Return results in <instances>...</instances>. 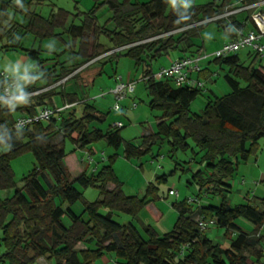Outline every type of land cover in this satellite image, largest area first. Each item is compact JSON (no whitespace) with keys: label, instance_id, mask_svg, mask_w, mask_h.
Listing matches in <instances>:
<instances>
[{"label":"trees","instance_id":"obj_1","mask_svg":"<svg viewBox=\"0 0 264 264\" xmlns=\"http://www.w3.org/2000/svg\"><path fill=\"white\" fill-rule=\"evenodd\" d=\"M241 1L245 5L259 0ZM233 3L209 0L182 6L176 0H93L87 12L72 15L57 7L44 16L17 8L11 0H0V48H19V37L30 34L38 45L25 48V52L39 73L36 78L30 74L23 90L17 89L28 95L0 101V187L13 188L11 196L0 200V262L32 264L46 257L54 258L56 264H95L108 253L115 264H248L249 254L256 264H264V196L256 204L235 205H229L226 196L230 191L227 180L238 157L245 160L251 147L264 136V65L259 64L260 58L253 50L247 52L250 61L246 64L238 52L214 57V62L227 67L223 78L230 91L207 101L199 114L190 113L189 105L201 88L174 86L171 79L156 80L150 67L152 61L170 51H179V57L205 54L204 46L195 45L193 38L211 22L228 38L245 27L249 16L239 18L237 12L246 10L225 14L234 9ZM102 6L110 16L99 24L95 12ZM11 12L20 13L24 23H12ZM80 14L79 22L74 23L70 16ZM15 28L22 31L21 35L15 34ZM45 39L55 40L47 50L41 47ZM193 46L195 49H191ZM43 51L50 56L41 57ZM118 56L142 66L149 107L160 111L154 130L143 134L137 144L124 141L119 130L123 124L99 127L96 123L103 122L108 113L87 102L84 93L76 90L88 87L102 65ZM94 69L85 83L84 74ZM67 81H74L76 87L65 90ZM4 83L0 77V89ZM67 103L72 105L54 111L46 120L23 127L13 125L19 116H33L43 107L56 109ZM79 104L83 106L77 114L75 106ZM57 134L61 138L53 142ZM101 139L115 150L122 145L126 159L139 157L153 144L164 141L169 145L170 158L195 147L201 152L199 162L204 168L193 171L187 182L196 184L200 193L218 196L219 203L192 207L186 198L172 202L176 220L171 230L158 235L138 218L143 208L158 198L157 186L148 183L142 197L125 195L123 182L112 167L116 153L109 155L101 168L90 173L83 169L71 179L63 162L65 141L82 148ZM28 151L34 155L35 166L17 187L9 161ZM156 177L165 179L166 174ZM74 183L97 188L98 197L84 201ZM79 199L83 200L82 208L76 213L71 205ZM100 208L106 212L101 214ZM120 212L131 220L121 224L113 219L114 213ZM195 215L199 219H194ZM237 217L251 223V231L240 227L235 222ZM199 221L205 223L203 229ZM206 224L221 228L228 245L223 247L204 234ZM80 242L85 247L75 249Z\"/></svg>","mask_w":264,"mask_h":264},{"label":"rangeland","instance_id":"obj_2","mask_svg":"<svg viewBox=\"0 0 264 264\" xmlns=\"http://www.w3.org/2000/svg\"><path fill=\"white\" fill-rule=\"evenodd\" d=\"M17 8L34 10L46 16L50 10L57 7H62L76 14L79 11L87 12L93 5V0H11ZM24 1L22 6L18 4ZM209 0H176L178 5L188 6L191 4H201ZM241 0H234L233 10H237L242 6ZM252 10L237 12V17L243 18L248 15ZM97 22L103 24L106 18L110 16V11L106 6L100 7L96 12ZM81 14L77 16H70L74 19V23H78ZM69 18V22L71 21ZM24 17L16 12H11V22H18L23 24ZM248 25V26H247ZM250 21L246 23L245 29L250 26ZM16 35H21V30L14 29ZM21 46L19 48L1 49L0 48V70L8 73L15 79L18 85V90H23L30 74L34 78L39 76L36 73L37 68L34 60L30 59L25 52V48L34 47L38 45V41L33 39L30 34L21 35ZM226 35L214 22L209 23L204 29L201 30L200 35L193 38L195 45H203L204 53L208 56L203 57L199 64L203 69L202 73L194 72L191 74L192 79H197L202 82L201 92L190 102V113L199 114L207 101L213 100L215 97L225 95L230 91L223 75L226 73L227 67L219 65L214 62L213 56L209 54L218 48ZM54 39H45L41 42V47L44 50L52 47ZM264 43V38H262ZM1 45V44H0ZM191 49H195L193 46ZM250 48H243L238 51L242 61L248 63L250 59L247 57V52ZM181 55L179 51H170L166 56L159 58L151 63V70L153 73L161 66L168 65L171 60L178 58ZM41 57L50 56L46 51L41 52ZM260 65H264V59H260ZM142 66H135L133 61L126 56H118L110 61H106L101 68L100 73H96L91 77V82L84 90L76 87L74 81H67L64 89L72 90L76 87L78 94H83L90 104L94 105L97 109L108 113L106 119L101 123H96L99 127L106 129L117 121H120L123 126L119 128L120 134L124 141H129L133 144L139 143L140 137L148 131L154 130L156 119L160 111L158 109H150L149 101L150 96L147 93L145 82L142 78ZM96 70L87 71L83 79L85 83L89 82L90 76ZM120 76L123 81L133 80L135 82L134 91L128 93L125 98L119 100L121 110L114 111L113 105L115 99L109 93L110 89L115 85L116 77ZM63 80H61L62 82ZM172 85L177 86L173 81ZM184 85V84H181ZM188 85V84H186ZM58 103L60 100L57 97ZM135 103V105H133ZM82 104L76 105V112L80 114ZM95 124V122H94ZM61 134H57L52 140L58 141ZM192 145V142L189 140ZM248 147L250 145L247 143ZM193 146V145H192ZM65 156L63 162L68 169L71 179H74L84 169L90 173L94 169H99L107 162V157L116 153L112 167L116 176L123 182L122 190L125 195H137L142 197L145 194L148 183H153L158 188V198L149 202L143 210L138 214L139 220L144 224H149L156 231L158 235L171 230L176 217L177 210L172 206V202L181 201L186 198L187 202L191 203L192 207L199 204L219 203V197L211 194H204L198 191V186L194 183H188L191 174L197 169L203 170V164L199 162L201 152H198L195 147L193 151L177 152L170 158L169 145L167 142H159L152 145L151 150L139 157H131L126 159L123 155L122 145L116 150L108 146L103 139L93 141L85 147H75L69 140L64 143ZM83 159V161H81ZM198 161V162H197ZM11 169L14 174V181L17 187L23 184V178L35 166V158L31 152H22L15 155L9 161ZM175 166V169L173 168ZM173 170V172H172ZM165 173L166 178L156 177ZM171 173V174H170ZM45 179L51 182V179L45 175ZM41 184L46 188V183L40 178ZM230 185V191L227 193V202L229 205L240 203H254L256 204L258 198L264 196V136H261L256 144H254L245 160L238 157V163L235 165V170L231 177L227 180ZM74 186L82 192V199L84 201H93L98 197V189L95 187L83 188L77 183ZM111 187V185H108ZM175 191L174 194H168V190ZM13 188L0 187V200L11 196ZM196 199V200H193ZM77 200L71 207L76 213L82 208V201ZM66 206V204L64 205ZM99 212L104 214L106 210L100 208ZM113 219L119 223H125L131 220L130 216L125 213H114ZM194 219H199L198 215ZM63 220H66L64 217ZM136 223V221H134ZM235 222L242 227L245 231H251L252 225L243 217H237ZM136 225H138L136 223ZM207 227L203 233L211 238L214 242L220 243L223 247L228 245V240L223 236V230L213 224H206ZM1 239V230H0ZM1 241V240H0ZM85 243L80 242L76 245L75 249L84 248ZM3 251L2 244L0 245V252ZM264 252V250H262ZM264 262V257L261 259ZM112 254H104L102 257L95 261V264H115ZM248 264H256L254 257L247 258ZM0 264H9L7 262H0ZM32 264H56L54 258L39 257Z\"/></svg>","mask_w":264,"mask_h":264},{"label":"built area","instance_id":"obj_3","mask_svg":"<svg viewBox=\"0 0 264 264\" xmlns=\"http://www.w3.org/2000/svg\"><path fill=\"white\" fill-rule=\"evenodd\" d=\"M261 6H264V0L245 4L237 10L226 12L225 14L241 10H252L248 15L252 27L247 30H245L244 27L236 29L235 34L232 37H229L227 40L222 42V44L209 55L213 57H224L247 47L250 48V50L255 51L260 59H264V43H262V38H264V11L260 9ZM205 56L208 55L201 54L175 58L171 60L168 65H163L157 71H155V73H153V77L156 80L171 79L177 85L188 84L192 87L201 88L202 82L197 79H192L191 74L194 72H200L202 70L199 61ZM0 77L5 82L0 89V101H10L28 95L26 93L21 94L18 92L17 82L5 71L0 70ZM134 86L135 82L133 80L123 81L120 76L116 77L115 85L109 91V93L115 99V103L113 105L114 111L121 110L119 100L125 98L128 93H132L134 91ZM70 105L72 104L67 103L56 109L43 107L38 111L37 114L33 116L24 115L17 117L13 125L15 127H23L33 121L42 119L46 120L54 111L64 107H69ZM133 105H135V103H133ZM112 125L120 127L122 123L117 121ZM81 161H83V159H81ZM174 193L175 191L172 189L169 190V194ZM198 224L202 229L205 227V223L202 221H199Z\"/></svg>","mask_w":264,"mask_h":264},{"label":"crops","instance_id":"obj_4","mask_svg":"<svg viewBox=\"0 0 264 264\" xmlns=\"http://www.w3.org/2000/svg\"><path fill=\"white\" fill-rule=\"evenodd\" d=\"M260 9L262 10V11H264V6H261L260 7ZM246 12V11H245ZM242 14H245V13H242ZM247 15V14H246ZM249 15V14H248ZM248 26V25H247ZM246 27V26H245ZM245 27H244V29H245ZM250 28V26L248 27V29ZM246 30V29H245ZM228 39V37L226 36V38H224L223 40H222V42H224L225 40H227ZM222 44V43H221Z\"/></svg>","mask_w":264,"mask_h":264}]
</instances>
